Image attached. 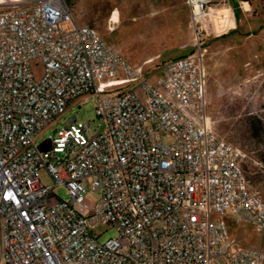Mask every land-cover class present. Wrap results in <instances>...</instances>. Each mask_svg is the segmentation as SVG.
<instances>
[{"label":"built area","instance_id":"obj_1","mask_svg":"<svg viewBox=\"0 0 264 264\" xmlns=\"http://www.w3.org/2000/svg\"><path fill=\"white\" fill-rule=\"evenodd\" d=\"M89 93L100 131L73 116L40 137ZM209 103L200 44L154 83L67 0L0 9V264H264L262 245L228 231L264 234V198ZM100 225L117 236L100 240Z\"/></svg>","mask_w":264,"mask_h":264},{"label":"rangeland","instance_id":"obj_2","mask_svg":"<svg viewBox=\"0 0 264 264\" xmlns=\"http://www.w3.org/2000/svg\"><path fill=\"white\" fill-rule=\"evenodd\" d=\"M1 1L0 9L37 0ZM67 2L79 22L94 27L154 83L165 60L193 53L200 44L204 50L209 112L216 130L241 149V165L249 184L264 197V0H240L237 13L229 6V2L234 4L237 0H209L201 9L199 0L191 4L187 0ZM114 10L116 22L110 20ZM135 84L120 83L117 88ZM73 116L90 123L89 135L101 130L94 129L101 122L95 98L89 93L78 97L40 137H47ZM41 176L44 182L52 184L45 170ZM54 191L63 199L68 198L63 184H57ZM96 199L95 192H88L84 202L91 207ZM75 208L88 213L81 204ZM227 227L241 243L262 245L264 251V234L250 223L228 221ZM97 232L101 233L100 240L117 236V230L108 225L98 226Z\"/></svg>","mask_w":264,"mask_h":264},{"label":"crops","instance_id":"obj_3","mask_svg":"<svg viewBox=\"0 0 264 264\" xmlns=\"http://www.w3.org/2000/svg\"><path fill=\"white\" fill-rule=\"evenodd\" d=\"M239 1H240V0H237V2H236V3H234V4H233V3H231V2H229V6H231V7H232V6H235V5H236V6H238V7H239V5H238ZM238 10H239V9H238V8H236V11H237V12H238ZM236 11H235V13H237ZM98 33H99V32H98ZM110 45H111V44H110ZM123 56H124V55H123ZM124 57H125V56H124ZM126 59H127V58H126ZM127 60H128V59H127ZM166 61H168V60H165V61H164V63H165ZM263 198H264V197H263ZM229 217H230V216H229Z\"/></svg>","mask_w":264,"mask_h":264},{"label":"bare ground","instance_id":"obj_4","mask_svg":"<svg viewBox=\"0 0 264 264\" xmlns=\"http://www.w3.org/2000/svg\"><path fill=\"white\" fill-rule=\"evenodd\" d=\"M3 3L1 0H0V4ZM115 13H116V10L113 11L112 13V16L110 17V20L111 21H114L116 22V19L114 18L115 17ZM214 13V12H213ZM109 29H112V26L111 27H108Z\"/></svg>","mask_w":264,"mask_h":264},{"label":"trees","instance_id":"obj_5","mask_svg":"<svg viewBox=\"0 0 264 264\" xmlns=\"http://www.w3.org/2000/svg\"><path fill=\"white\" fill-rule=\"evenodd\" d=\"M236 8H238V6H233V11H234V13H235V11H236ZM237 12V11H236Z\"/></svg>","mask_w":264,"mask_h":264}]
</instances>
